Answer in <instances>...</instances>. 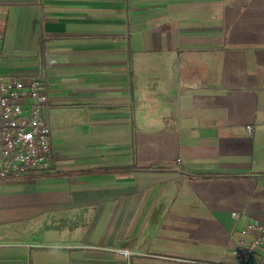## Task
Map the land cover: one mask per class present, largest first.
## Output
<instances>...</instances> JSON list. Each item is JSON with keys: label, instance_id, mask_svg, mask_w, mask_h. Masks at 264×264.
<instances>
[{"label": "crops", "instance_id": "0c3cea01", "mask_svg": "<svg viewBox=\"0 0 264 264\" xmlns=\"http://www.w3.org/2000/svg\"><path fill=\"white\" fill-rule=\"evenodd\" d=\"M0 34L55 106L50 164L0 177V264L235 261L264 224V0H0Z\"/></svg>", "mask_w": 264, "mask_h": 264}, {"label": "built area", "instance_id": "2783aa9c", "mask_svg": "<svg viewBox=\"0 0 264 264\" xmlns=\"http://www.w3.org/2000/svg\"><path fill=\"white\" fill-rule=\"evenodd\" d=\"M2 44L0 34V57ZM44 74L42 67L29 73L0 72V177L33 175L53 159L50 115L55 106ZM240 233L243 236L232 251L235 261L230 264H257L254 256L264 238V224L250 221ZM247 234L249 238L244 237ZM114 251L127 258L133 255L125 248Z\"/></svg>", "mask_w": 264, "mask_h": 264}]
</instances>
